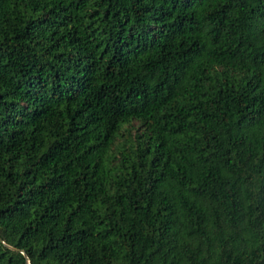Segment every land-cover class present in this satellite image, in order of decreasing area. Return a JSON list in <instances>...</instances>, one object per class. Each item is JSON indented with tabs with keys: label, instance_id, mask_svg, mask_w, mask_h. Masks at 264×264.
Returning <instances> with one entry per match:
<instances>
[{
	"label": "trees",
	"instance_id": "1",
	"mask_svg": "<svg viewBox=\"0 0 264 264\" xmlns=\"http://www.w3.org/2000/svg\"><path fill=\"white\" fill-rule=\"evenodd\" d=\"M28 261L264 264V0H0V264Z\"/></svg>",
	"mask_w": 264,
	"mask_h": 264
},
{
	"label": "water",
	"instance_id": "2",
	"mask_svg": "<svg viewBox=\"0 0 264 264\" xmlns=\"http://www.w3.org/2000/svg\"><path fill=\"white\" fill-rule=\"evenodd\" d=\"M11 247V246H10ZM13 248V247H12ZM23 253H25V251H23ZM27 264H31L29 261H28V263Z\"/></svg>",
	"mask_w": 264,
	"mask_h": 264
}]
</instances>
